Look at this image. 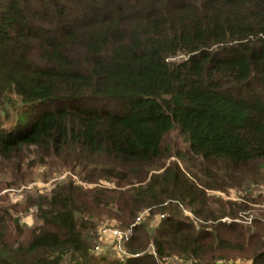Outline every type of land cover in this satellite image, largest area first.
I'll return each instance as SVG.
<instances>
[{"label":"trees","instance_id":"1","mask_svg":"<svg viewBox=\"0 0 264 264\" xmlns=\"http://www.w3.org/2000/svg\"><path fill=\"white\" fill-rule=\"evenodd\" d=\"M174 258L264 264V0H0V264Z\"/></svg>","mask_w":264,"mask_h":264},{"label":"rangeland","instance_id":"2","mask_svg":"<svg viewBox=\"0 0 264 264\" xmlns=\"http://www.w3.org/2000/svg\"><path fill=\"white\" fill-rule=\"evenodd\" d=\"M167 144L172 146V153L175 154L177 149L180 148H184L185 147V142L182 138V136L177 132L174 131L171 134H169V136L167 137ZM173 159H178V157H173ZM181 166L183 165L180 161ZM40 170L37 171V173H39ZM69 173V172H67ZM67 173H64L62 177H58V174H54L52 175L53 178H51L49 181L45 182L42 179L41 180H37L34 183H30L28 186H23L19 189H13L10 194L9 197L12 200L13 203L22 200L23 195H24V189H32L34 187V185L38 186L39 188L42 189H50L51 187H53V185L55 184L56 181H58L60 178H63L66 176ZM57 176V177H56ZM40 179V178H38ZM8 189H4L1 194H6L9 193ZM221 195H224L223 193H220ZM23 221L26 222L27 225H33L36 223L35 220V212L32 208V210L30 211V213L25 214ZM112 225L116 226V227H120L119 225L116 224V222H109ZM105 224V223H104ZM110 224V225H111ZM100 227L98 226V228L93 231V235H94V247H93V251L96 252L98 255H101L103 253H113L116 256H126V253H123L122 251L117 249L116 244L114 243V241L112 240V238L110 237H103L100 234ZM99 246V249H96L95 247ZM167 264H192L189 262L184 261L183 259L180 258H174V259H170L169 261H167Z\"/></svg>","mask_w":264,"mask_h":264},{"label":"built area","instance_id":"3","mask_svg":"<svg viewBox=\"0 0 264 264\" xmlns=\"http://www.w3.org/2000/svg\"><path fill=\"white\" fill-rule=\"evenodd\" d=\"M140 220H141V217H138L137 222H139ZM100 234L103 237L112 238V240L114 241V243L117 246V249L122 251L123 253H126V251L124 249V244L130 238L129 231H125V230L119 229V228L111 226V225H105V226H102L100 228ZM95 248L99 249V246H96Z\"/></svg>","mask_w":264,"mask_h":264}]
</instances>
